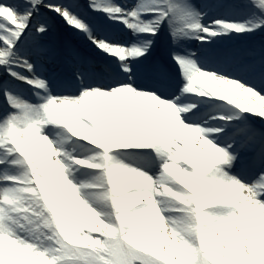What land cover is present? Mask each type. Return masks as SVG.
Returning a JSON list of instances; mask_svg holds the SVG:
<instances>
[{"label":"snow or ice","instance_id":"obj_1","mask_svg":"<svg viewBox=\"0 0 264 264\" xmlns=\"http://www.w3.org/2000/svg\"><path fill=\"white\" fill-rule=\"evenodd\" d=\"M0 264H264V0H0Z\"/></svg>","mask_w":264,"mask_h":264},{"label":"clouds","instance_id":"obj_2","mask_svg":"<svg viewBox=\"0 0 264 264\" xmlns=\"http://www.w3.org/2000/svg\"><path fill=\"white\" fill-rule=\"evenodd\" d=\"M30 217H23L18 219L17 223L12 225L13 228L19 226L21 228V230L28 228L30 226L29 221H30Z\"/></svg>","mask_w":264,"mask_h":264},{"label":"bare ground","instance_id":"obj_3","mask_svg":"<svg viewBox=\"0 0 264 264\" xmlns=\"http://www.w3.org/2000/svg\"><path fill=\"white\" fill-rule=\"evenodd\" d=\"M192 47H196L197 46V42L194 41L193 45H191ZM198 147V145H197ZM37 150H39V148H37ZM133 163H136L134 160L132 161ZM25 207H27V205H25Z\"/></svg>","mask_w":264,"mask_h":264}]
</instances>
